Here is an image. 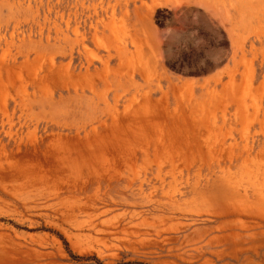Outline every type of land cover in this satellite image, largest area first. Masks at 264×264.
Returning <instances> with one entry per match:
<instances>
[{
    "label": "rangeland",
    "instance_id": "obj_1",
    "mask_svg": "<svg viewBox=\"0 0 264 264\" xmlns=\"http://www.w3.org/2000/svg\"><path fill=\"white\" fill-rule=\"evenodd\" d=\"M0 264H264V0H0Z\"/></svg>",
    "mask_w": 264,
    "mask_h": 264
}]
</instances>
